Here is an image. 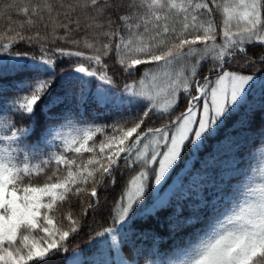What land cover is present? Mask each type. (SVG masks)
I'll use <instances>...</instances> for the list:
<instances>
[{
  "label": "snow or ice",
  "instance_id": "6c2138e0",
  "mask_svg": "<svg viewBox=\"0 0 264 264\" xmlns=\"http://www.w3.org/2000/svg\"><path fill=\"white\" fill-rule=\"evenodd\" d=\"M0 20V264H264V0H9Z\"/></svg>",
  "mask_w": 264,
  "mask_h": 264
},
{
  "label": "trees",
  "instance_id": "16d2710c",
  "mask_svg": "<svg viewBox=\"0 0 264 264\" xmlns=\"http://www.w3.org/2000/svg\"><path fill=\"white\" fill-rule=\"evenodd\" d=\"M7 2H9V0H0V3H7ZM3 23L4 22L2 20H0V31L3 30V28H2ZM41 31L43 33L44 30L41 29ZM51 31H52V29H51V26H50L49 29H48V32L51 33ZM218 39H220V38H218ZM57 43L59 44L60 42L57 41ZM82 45H83V41H82ZM47 46L48 47H51V45H47ZM60 46L66 47V48L73 47L71 45H64V44H61ZM82 50H84L85 52H88L89 51L88 49H83V48H82ZM34 54H38V51L35 48H34ZM106 62L109 64V68L111 70L112 67H113V65L115 64V61L113 59L109 58ZM257 68H258V70H264V68H261L259 65L257 66ZM115 78L117 79V82L120 85H122V83L126 79L125 77H122L120 75H117ZM257 99H258V97H257ZM161 103H163V98L162 97H161ZM89 111L91 112V109H89ZM92 115H95V113L93 112ZM92 115L89 116V119L92 118ZM99 115H100V118L103 119L104 114H103L102 111L100 112ZM43 123H44L43 117H41L40 118L41 128L43 127ZM101 139H102V137H100L99 135H97L95 137V140L97 142H99ZM257 140H258V138H257ZM89 143L91 145L92 142H89ZM209 147H212V145H209ZM50 150H55V149L54 148H50ZM261 151H264V147H261V146H259L257 144L256 148L254 149V154L256 155L257 158L260 156ZM83 155L85 157H87L90 154L84 153ZM252 164H253V168H252V171H251L250 174L255 178L256 182L258 183L259 182V178H260V172L258 171V168H257V161L256 160H253ZM122 179H123V177H118V183L115 186V188H112L110 190L109 189H106L105 190V192H107V198L104 199L102 197V205L104 206L105 210H107V208L112 205V203H113V197L117 196L120 193ZM98 194H100V193H98ZM89 223L92 224L93 227L96 228V229H101L102 228V225L100 223H96V222H94L92 220H90ZM104 226H106V225H104ZM90 234L91 235H94V232H92V229L91 228H85L83 231L80 232L79 235L75 236L74 239H72L70 237V240H72V243H71V246H70L69 251L67 253V256L70 257V256H72V254H73L74 251H78L79 249L86 248L87 245H88V243H89V236H90ZM87 258L89 260H91V259H95V258H99V257L88 256ZM57 259H59L61 261V264H63L64 255L62 254Z\"/></svg>",
  "mask_w": 264,
  "mask_h": 264
},
{
  "label": "rangeland",
  "instance_id": "374dc122",
  "mask_svg": "<svg viewBox=\"0 0 264 264\" xmlns=\"http://www.w3.org/2000/svg\"><path fill=\"white\" fill-rule=\"evenodd\" d=\"M70 257H71V256H70ZM70 257H69V258H70Z\"/></svg>",
  "mask_w": 264,
  "mask_h": 264
}]
</instances>
